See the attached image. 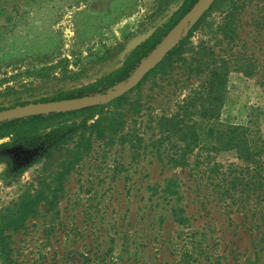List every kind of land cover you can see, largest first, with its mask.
<instances>
[{"label":"rangeland","instance_id":"1","mask_svg":"<svg viewBox=\"0 0 264 264\" xmlns=\"http://www.w3.org/2000/svg\"><path fill=\"white\" fill-rule=\"evenodd\" d=\"M182 3L0 0V66L17 63L0 71V80L8 79L0 85V106L52 100L96 82L120 68ZM239 3L232 40L223 30L230 8L223 1L191 42H209L220 59L231 61L220 123L250 124L264 134V0ZM179 65L149 76L131 93L140 114L117 135L94 141L66 177L58 206L49 211L41 204L11 236L13 264H247L256 255L264 264V204L242 188L226 192L227 180L246 177V161L233 151L198 146L188 167L171 164L185 144L161 133L158 122L177 113L195 86ZM58 141L52 131L0 141L11 142L0 149V217L52 181L72 148H56ZM208 164L216 166L215 188L204 174ZM171 179L178 180L179 195L163 192ZM176 208L183 213L176 216ZM0 264L7 263L0 258Z\"/></svg>","mask_w":264,"mask_h":264},{"label":"trees","instance_id":"2","mask_svg":"<svg viewBox=\"0 0 264 264\" xmlns=\"http://www.w3.org/2000/svg\"><path fill=\"white\" fill-rule=\"evenodd\" d=\"M198 0H183L182 6L176 11L162 27L158 28L147 40L135 47L126 57L123 65L110 72L96 82L82 87L77 91L63 94L52 100H41L33 103H17L10 108L0 106V112L26 105L61 101L84 96H105L110 91L123 83H126L135 73L141 63L158 47L166 34L189 12ZM223 1L229 2V10L226 14L224 34L226 39H231L235 33L233 22L241 0H216L210 10L202 17L197 25L185 34L174 50L152 71H150L142 82L130 93L120 97L107 105H99L78 111L65 113H52L48 115H37L32 117L9 120L0 123V141L12 139V141L31 140L43 136L48 131L59 138L56 148L72 144L67 149L66 158L58 166V170L50 183L44 180L41 187L35 193L22 196L16 206L9 209L0 217V258L7 264H13L11 259V236L21 231L27 221L35 216L41 204L50 211L58 206V195L63 191L66 177L81 163L93 147L94 141L104 140L109 135L120 133L129 118L138 116L141 105L138 100L129 101V96L137 90L145 80L161 71L166 74L173 69L174 64L180 63L176 69H181L184 76L191 85H195L182 105L178 107L177 113L171 117H162L158 126L161 133L167 134L168 138H177L178 143H184L181 153L176 152L170 159L173 167H188L190 157L194 149L202 146L209 151H233L238 158L246 161L245 178L243 172L240 177H234L226 181L228 185L226 192L242 188V191L260 199L264 204V134L258 127L253 125H223L220 123L222 111L225 106L228 76L231 69L230 59H220L215 51V46L209 42H200L198 46L192 45L191 39L195 31L201 25L207 14L215 10ZM232 40V39H231ZM189 54L186 56V54ZM0 66L1 69L13 66L15 63ZM13 70H17L13 67ZM8 79L0 80V85ZM7 87L6 91H11ZM197 117L196 120L194 118ZM198 120L206 123L198 128ZM203 123V124H204ZM203 126V127H202ZM11 142L0 144V149L10 146ZM52 150L49 151L51 158ZM207 159V158H206ZM199 165V164H198ZM216 166L206 165L204 174L208 175L210 184L217 186L214 182ZM178 180L166 181L163 192L167 196L179 195ZM230 186V187H229ZM175 215L183 213V209L173 210ZM179 218V217H178ZM181 218V217H180ZM178 222L188 223V219L181 218ZM262 224L264 229V207L262 210ZM264 235V232H263ZM264 242V238L261 240ZM256 255L254 261L247 264H261Z\"/></svg>","mask_w":264,"mask_h":264},{"label":"water","instance_id":"3","mask_svg":"<svg viewBox=\"0 0 264 264\" xmlns=\"http://www.w3.org/2000/svg\"><path fill=\"white\" fill-rule=\"evenodd\" d=\"M216 0H198L180 21L166 34L158 47L137 68L133 76L126 82L110 91L105 96L91 95L61 101L32 104L15 107L0 112V123L52 113H65L78 111L99 105H107L134 90L144 77L155 69L180 44L183 36L188 34L210 10Z\"/></svg>","mask_w":264,"mask_h":264}]
</instances>
